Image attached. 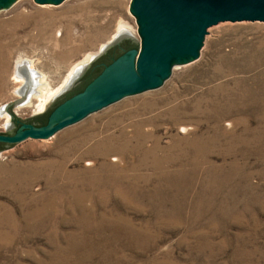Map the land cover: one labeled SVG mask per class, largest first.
<instances>
[{"label":"rangeland","instance_id":"374dc122","mask_svg":"<svg viewBox=\"0 0 264 264\" xmlns=\"http://www.w3.org/2000/svg\"><path fill=\"white\" fill-rule=\"evenodd\" d=\"M130 2L0 9V107L18 56L54 87L121 20L136 57ZM207 32L160 86L0 150V264H264V22Z\"/></svg>","mask_w":264,"mask_h":264},{"label":"water","instance_id":"95a60500","mask_svg":"<svg viewBox=\"0 0 264 264\" xmlns=\"http://www.w3.org/2000/svg\"><path fill=\"white\" fill-rule=\"evenodd\" d=\"M14 1L0 0V9ZM34 1L58 4L62 0ZM129 11L135 16L137 32L141 37L137 56V39L127 29L121 28L108 44L100 47L96 55L90 56L88 62L73 69L68 81L45 111L23 119L14 115L11 108L29 97L33 79L23 65L19 67L24 78L23 84L17 89L21 98L0 107V113L6 111L10 115L5 132H0V150L12 147L28 137H51L59 129L116 99L160 86L170 75L173 64L197 57L209 26L221 21L264 22V0H131ZM115 41L118 43L109 47ZM107 47V53L101 55ZM122 48L135 50L119 56L81 92L57 105L81 90L86 80L78 81V78L93 59L100 55L95 61L104 63ZM93 68L86 71V75H90L88 72ZM48 116L50 119L45 124Z\"/></svg>","mask_w":264,"mask_h":264},{"label":"bare ground","instance_id":"6f19581e","mask_svg":"<svg viewBox=\"0 0 264 264\" xmlns=\"http://www.w3.org/2000/svg\"><path fill=\"white\" fill-rule=\"evenodd\" d=\"M124 21H119L117 23V26H116V31L113 33L112 36H114V34L120 30L121 28H125V29H129L128 25L126 23H123ZM109 41V40H108ZM106 41V42H108ZM106 42L104 43H101L99 45V47H97V50L96 51H89L87 53H85L79 60L75 61L70 67L69 69L67 70L66 74L64 75V77L61 79L60 82H58V84H56L54 87H51L49 86L45 81V78H44V74L43 73H40L37 72L36 70H33L32 68L28 67V59L26 58H22L21 56H18L15 60H14V71L15 73L13 72L11 78L15 81V82H18L19 84L15 87V93H17V89L19 88L20 85H22L24 79H23V76H22V73L21 71L19 70V67L21 65H23L32 75V79H33V88L31 89L30 91V95L29 97L23 101L22 103H19L17 106H21V107H24V106H30L31 103H33L31 101V98L32 97H35L36 100L38 101L37 102V105H36V108H35V111L36 112H41L43 110H45L48 102L56 95L58 94L63 85L68 81V77L71 75L73 69L78 66L79 64L81 63H84V62H88L89 61V58L90 56L92 55H96L99 51H100V47H102L103 45L106 44ZM109 43V42H108ZM107 43V44H108ZM1 55V54H0ZM36 71V73L34 72ZM33 72V74H32ZM19 95V94H18ZM21 98V96H20ZM34 107V106H33ZM0 114H3L4 116V122L7 123L9 122V115L7 113H0ZM46 206V205H45ZM44 208V207H43ZM41 210V209H40ZM45 210V209H44ZM47 210V208H46ZM42 212V211H41ZM38 213V212H37Z\"/></svg>","mask_w":264,"mask_h":264},{"label":"flooded vegetation","instance_id":"af4514ba","mask_svg":"<svg viewBox=\"0 0 264 264\" xmlns=\"http://www.w3.org/2000/svg\"><path fill=\"white\" fill-rule=\"evenodd\" d=\"M117 44L118 42L117 41H115L114 43H112L109 47H112L114 44ZM109 47H107V49H105V51L103 52V53H101V55L102 54H104L105 52L107 53V51L109 50ZM135 49H132V48H122V49H118V51H116V53L115 54H112L111 56H110V58L108 59V60H105V62L104 63H100V62H98V61H95V60H97L99 57H100V55L97 57V58H95V59H93L90 63H89V65L87 66V68L85 69V71L84 72H82V74L80 75V77L78 78V81H79V79H84V80H86V82H85V84L84 85H82L83 87L81 88V90H79V91H77V92H75V93H73V94H71V95H69L68 97H66L63 101H61L59 104H57V105H60L62 102H64L66 99H68V98H70L71 96H73V95H75V94H77V93H79V92H81L85 87H86V85H88L98 74H100L103 70H104V68L108 65V64H110L112 61H114L115 59H117V58H119V56H122V55H124V54H126L127 52H130V51H134ZM100 65V66H99ZM94 66V68H93V70H91L90 72H88V74L90 73V75H86V71H88V70H90L91 69V67H93ZM99 66V67H98ZM83 80V81H84ZM77 81V80H76ZM75 84V83H74ZM73 84V85H74ZM65 91H66V89H65ZM56 107V106H55ZM49 116H48V118H47V121L45 122V124L49 121Z\"/></svg>","mask_w":264,"mask_h":264}]
</instances>
